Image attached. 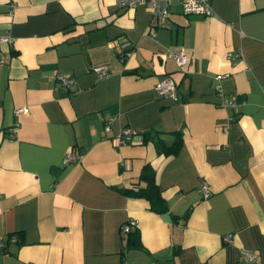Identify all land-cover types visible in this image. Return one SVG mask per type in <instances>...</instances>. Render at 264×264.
I'll return each mask as SVG.
<instances>
[{"label": "crops", "instance_id": "crops-1", "mask_svg": "<svg viewBox=\"0 0 264 264\" xmlns=\"http://www.w3.org/2000/svg\"><path fill=\"white\" fill-rule=\"evenodd\" d=\"M210 5L184 15L170 0L162 17L116 0H0V237L17 240L0 264H264V0ZM179 49L182 67L165 56ZM163 77L178 99L157 93ZM123 126L143 140L115 144ZM145 164L162 213L120 190Z\"/></svg>", "mask_w": 264, "mask_h": 264}, {"label": "built area", "instance_id": "built-area-1", "mask_svg": "<svg viewBox=\"0 0 264 264\" xmlns=\"http://www.w3.org/2000/svg\"><path fill=\"white\" fill-rule=\"evenodd\" d=\"M116 3L118 7L120 8H134L138 4H145L149 10L150 13L153 16H162V17H168L170 16V0H116ZM179 6L181 13L184 15H199V16H209L212 13L210 0H179ZM5 42L9 43L11 42V38L8 35L0 34V43ZM227 58L230 60V62H235L236 59L240 57V52L238 51H228L227 52ZM165 56L168 58H171L174 60L176 65L178 67H182L187 62V56L185 52L181 49L179 50H168L165 53ZM99 76H103L107 74V69L104 65L95 66L93 68ZM223 75L217 74L215 76V84L214 88L216 92L220 95H222V87L220 84V79ZM59 85L64 88L68 89L72 83L73 79L64 77V76H58ZM155 90L158 94L170 96L174 99H178V93L176 91L175 84L173 80L170 77H163L161 80H159L155 84ZM223 106H232L234 105V100L231 98H225L222 103ZM23 112V108H17L15 110L16 114H20ZM113 119V117H108L103 122V129L105 132L109 131V124L110 121ZM18 124L16 123L12 130L10 135L13 136L17 130ZM144 138L143 133H138L130 129L129 127L123 126L119 129V132L117 134V138L115 139V144L118 145H124L129 143H138L141 142ZM71 154H68L66 156V160H69L73 158ZM204 188V194L206 195V185H203ZM136 226V221L129 220L126 224H122L121 230L123 232H129L130 228ZM230 235L225 236V240H229ZM16 237L13 234H6L2 237H0V247H4L7 242H16ZM241 258L244 261L252 262L255 260L256 255L248 250V249H242L241 251Z\"/></svg>", "mask_w": 264, "mask_h": 264}, {"label": "trees", "instance_id": "trees-1", "mask_svg": "<svg viewBox=\"0 0 264 264\" xmlns=\"http://www.w3.org/2000/svg\"><path fill=\"white\" fill-rule=\"evenodd\" d=\"M178 142L179 140L176 139L171 145V148L168 151H166V148L165 151L167 153L174 152ZM120 190L127 196L146 199L149 202L150 209L157 213H162L167 210L165 200L155 182V173L149 164L143 166L138 178L131 182L130 187L121 188Z\"/></svg>", "mask_w": 264, "mask_h": 264}]
</instances>
